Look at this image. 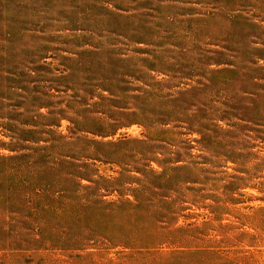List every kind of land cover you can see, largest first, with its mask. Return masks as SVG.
Listing matches in <instances>:
<instances>
[{"label": "rangeland", "instance_id": "374dc122", "mask_svg": "<svg viewBox=\"0 0 264 264\" xmlns=\"http://www.w3.org/2000/svg\"><path fill=\"white\" fill-rule=\"evenodd\" d=\"M0 264H264V0H0Z\"/></svg>", "mask_w": 264, "mask_h": 264}]
</instances>
